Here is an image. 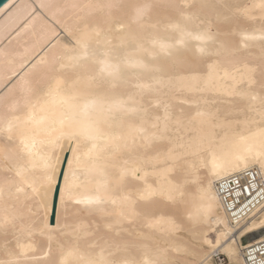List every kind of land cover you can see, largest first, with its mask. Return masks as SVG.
I'll return each instance as SVG.
<instances>
[{
	"label": "bare ground",
	"instance_id": "1",
	"mask_svg": "<svg viewBox=\"0 0 264 264\" xmlns=\"http://www.w3.org/2000/svg\"><path fill=\"white\" fill-rule=\"evenodd\" d=\"M5 10L0 264H251L264 242V0ZM249 168L263 192L232 189ZM66 207L92 223L64 220Z\"/></svg>",
	"mask_w": 264,
	"mask_h": 264
},
{
	"label": "built area",
	"instance_id": "2",
	"mask_svg": "<svg viewBox=\"0 0 264 264\" xmlns=\"http://www.w3.org/2000/svg\"><path fill=\"white\" fill-rule=\"evenodd\" d=\"M229 183L233 184L232 189H236V188H239V187L244 185V189H245L246 193H247V185L248 184L252 188L253 191L255 188L260 187V189L263 192L262 182L260 180L259 173L254 168H249L246 171L245 176H243V177H241V176L238 177V175L231 177L229 179ZM248 192H250V191L248 190ZM238 196H241V195H237V197ZM248 196H249V194H247V197ZM247 254L249 255L248 259H250L251 264H264V242H261L260 244H257L254 246H251L249 248ZM223 257L224 256H221V257L217 256L216 262L218 264H224L225 258H223Z\"/></svg>",
	"mask_w": 264,
	"mask_h": 264
},
{
	"label": "rangeland",
	"instance_id": "3",
	"mask_svg": "<svg viewBox=\"0 0 264 264\" xmlns=\"http://www.w3.org/2000/svg\"><path fill=\"white\" fill-rule=\"evenodd\" d=\"M10 8V7H9ZM8 8V9H9ZM7 9V10H8ZM36 9H37V7H36ZM7 10H5L1 15H0V19H1V17H3L6 13H7ZM72 209V207H66L65 209H64V212L62 213V218L64 219V220H69V219H71V218H73V216H75V215H79V216H81L82 215V213H83V215L85 216V217H87V219L89 220V222L90 223H92V216H90V214H88V213H85V212H77V211H72L71 210ZM249 239V237L248 236H245L244 237V241H247ZM223 258H225V261H224V264H229L230 263V260H229V258H228V256L226 257V255H224V257ZM214 264H216L215 262H214Z\"/></svg>",
	"mask_w": 264,
	"mask_h": 264
},
{
	"label": "water",
	"instance_id": "4",
	"mask_svg": "<svg viewBox=\"0 0 264 264\" xmlns=\"http://www.w3.org/2000/svg\"><path fill=\"white\" fill-rule=\"evenodd\" d=\"M8 0H0V7H2ZM59 186H57L53 202V212L51 216V223L54 224L56 221L57 205H58V196H59Z\"/></svg>",
	"mask_w": 264,
	"mask_h": 264
}]
</instances>
